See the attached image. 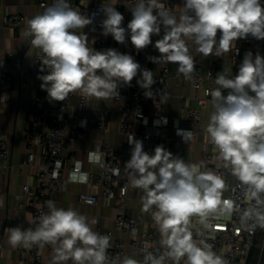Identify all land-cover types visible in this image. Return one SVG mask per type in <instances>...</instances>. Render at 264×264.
I'll use <instances>...</instances> for the list:
<instances>
[{
	"label": "clouds",
	"instance_id": "1",
	"mask_svg": "<svg viewBox=\"0 0 264 264\" xmlns=\"http://www.w3.org/2000/svg\"><path fill=\"white\" fill-rule=\"evenodd\" d=\"M114 5L100 7L104 16L101 34L111 35L120 44L130 39L137 52L153 46L159 55L148 57L151 62L175 63L177 71L189 80L195 72V60L187 41L194 42L196 52L206 58L223 56L237 40L249 36L264 40L261 0H183L178 13L166 8L162 0H136L129 8L132 19L126 28L124 16ZM98 14L87 16L73 8L69 0H53L42 13L27 20L22 35L31 37L32 47L43 54L41 62L45 67L41 71L46 68L47 74L37 78L50 103L64 101L70 93L77 92L97 100L116 99L120 97L119 87L131 86L138 75L136 83L144 96L155 97L152 86L156 80L151 70L142 69L132 55L117 49L95 50L88 46L87 34H78ZM162 29L163 36L153 42L152 37L160 36ZM215 84L218 87L210 91L213 111L205 131L213 151L218 153L216 159L221 166L230 167L251 207L241 209L234 200L224 198L225 179L217 172L202 171L203 163H187L162 145L149 154L143 141L129 135L128 143L133 147L125 172L132 187L143 191L141 210L151 212L167 249L159 258L148 253L142 264H163L166 257L175 264L184 258L186 264H229L213 251L211 244L193 238L195 224L208 229L212 220L230 218L235 213L243 226L264 229V56H253L248 51L237 74L222 70L216 74ZM176 134L185 143L193 135L182 129H177ZM34 140L38 143L39 137ZM88 161L105 166L99 147L88 153ZM55 166L59 169L61 162L56 161ZM81 169L82 163L77 161L69 182L87 183L88 173ZM119 173V168L114 169V174ZM45 204L48 211L41 213L34 229H5L12 247L51 245L53 264H141L131 257L109 261L111 238L92 229L96 220L89 222L77 210L57 207L52 200Z\"/></svg>",
	"mask_w": 264,
	"mask_h": 264
},
{
	"label": "built area",
	"instance_id": "2",
	"mask_svg": "<svg viewBox=\"0 0 264 264\" xmlns=\"http://www.w3.org/2000/svg\"><path fill=\"white\" fill-rule=\"evenodd\" d=\"M136 0H69L73 8L78 9L82 14L91 16L92 13H99L95 16L93 23L88 25L89 30L81 29L78 34L85 33L88 36V46L95 50H105L108 48L128 49L131 46L130 39L126 38L124 44L107 45L106 37L103 36L101 21L104 19L102 12H99L102 4H115L114 7L124 16L123 26L126 28L127 19L124 9L133 7ZM165 7L174 13H178L179 7L183 0H162ZM46 0H40L41 7L46 6ZM264 5V0H261ZM25 21V16L6 13L4 22L11 28H16L20 23ZM163 29L159 38L163 36ZM111 36V35H109ZM112 37V36H111ZM219 37V33H218ZM247 45V52L251 51L252 44L257 43L256 52L264 56V40H256L249 36L247 39H241ZM142 51V50H141ZM140 53V51L138 52ZM42 52L40 51L35 59V86L38 95L33 99L31 109L25 123V145L26 158L25 163L34 168V177L36 185L24 184L20 193L16 195L19 208H27L31 213L29 224L22 226L23 229L38 226L39 217L42 212H47L45 202L48 200L55 201L54 193L58 189L62 181L69 182V174L74 169L75 163H82V171L88 173V181L85 184L100 185L102 187L100 193L84 191L78 194L80 202L85 204H96L98 200L107 199L114 200L117 208V214L114 219V226L118 232L129 235L127 242L118 241L115 247L108 249L109 261H122L125 252V246L137 252V260L144 261L148 253L153 254L157 258L164 255L167 251L164 245H160L155 238V233L149 228H140L138 222L133 216L128 214V198L129 192L133 189L128 176L125 172V163L131 158V150L133 145L128 143V136L134 135L138 140L143 141V147L149 154H154V149L158 145H162L170 151L169 145L166 143V130L169 127L173 129L172 143L175 147H179L185 143L181 136L176 134L177 129L192 131V139L186 144H190L195 137L196 131L200 125V113L211 100L210 91L215 89L213 86L215 60L203 67L201 63L195 66V72L191 80V85L195 90V106L190 107L185 113V125H180V118H171L160 110V99L155 97L154 101L158 105L156 111L147 113L144 109L143 97L144 90L137 85L136 80L139 75L133 79L131 86L124 85L119 87L120 97L112 99L113 109L119 113V132L124 136L125 143L128 146V153L125 161L122 156L116 152L111 145L105 140H98L94 147L87 152L86 161H88V153L95 151L99 147L102 153L104 167H100L95 163H89L96 169H84L83 161L73 159L67 161L62 155V151L66 147L73 146L75 140L84 137L85 132L90 129L97 130L103 135L109 132V120L106 116L104 108L97 109L95 117L89 114L91 109L90 98L81 96L77 93H70L64 101L49 102L47 92L41 89L42 81L37 77L47 74V69L42 72L41 68L45 67L41 62ZM244 59V58H243ZM241 46L235 43L232 48V61L235 64H241ZM141 65V58H135ZM178 65H174L173 74L179 76L177 71ZM143 69V68H142ZM170 69L167 65L162 67V73L155 76L156 83L152 86L154 96L161 95V89L169 79ZM15 85L13 74L4 66L0 67V102L7 100L9 92ZM160 90V91H159ZM76 98V103H73ZM167 123H164V119ZM146 121V122H145ZM39 137V142H35L34 137ZM202 159L204 167L202 171H214L223 176L226 182V191L224 198L232 199L241 209L251 207V204L243 198L242 186L239 181L231 174V169L225 168L221 161L216 159L218 153L213 151V145L208 136L202 141ZM9 140L5 134H0V172L7 168V160L9 157ZM60 161L61 167L56 169L55 162ZM200 163V164H201ZM120 169L119 175L114 174V169ZM56 175H53V172ZM139 190V199L144 195ZM91 201V203H89ZM212 227L208 229L202 228L199 224L193 227V238L198 242L204 240L212 245L213 251L228 260L229 264H247L251 252L256 242L263 238L259 261L261 260L264 245V229H249L240 223L239 215L233 214L230 218H222L220 220H212ZM9 228L5 226V229ZM133 229L135 233L133 234ZM94 231L102 235H111L110 231L95 228ZM6 232V231H5ZM259 242V241H258ZM46 247L48 254L46 255L43 248ZM18 260L20 264H53V251L51 245L43 247L33 246L31 248L16 247ZM50 259V262L48 261ZM163 264H175L171 258H165ZM179 264H186V258L181 259Z\"/></svg>",
	"mask_w": 264,
	"mask_h": 264
},
{
	"label": "crops",
	"instance_id": "3",
	"mask_svg": "<svg viewBox=\"0 0 264 264\" xmlns=\"http://www.w3.org/2000/svg\"><path fill=\"white\" fill-rule=\"evenodd\" d=\"M40 0H0V67L4 65L14 76L15 85L9 92L7 100L0 102V134H5L9 140V157L7 160V168L0 172V264H20L18 260L17 248L12 247L8 243V234L4 231L5 226L16 227L29 224L31 213L27 208H19L16 195L21 192L24 184H30L32 187L36 185L34 177V168L25 163L26 145H25V123L27 121L32 101L38 95L35 86V65L34 59L40 52L39 49L32 47L31 37L22 35L26 28V22L38 13H42L47 6L53 3V0H46V6L39 5ZM130 7L124 9L127 22L132 19ZM17 14L25 16V21L20 23L18 27L11 28L4 22V15ZM86 26L84 30H89ZM159 39V36H153L152 40ZM107 45H119L111 36L106 37ZM190 52L197 63H201L203 67H207L212 63L215 57V72L213 79L214 88L216 74L222 70H230L231 74L236 75L239 64L232 61V49L221 57L209 55L204 58L196 52V45L192 41H187ZM241 46V58L243 59L247 53V45L240 39L236 41ZM257 43L254 42L251 52L255 56ZM121 53L130 54L135 58L140 57L142 68L149 69L153 72L154 77L162 73V67L167 65L170 69L169 79L161 89V95L155 96L160 99V110L171 118H180V125H185V113L190 107L195 106V90L191 85V80L186 79L183 74L179 76L173 74L175 63H153L148 57L158 56V51L149 46L146 49L137 52L131 44L128 49H121ZM167 94L164 96V94ZM222 94L226 95L227 90H222ZM162 96L164 99L162 100ZM154 98L143 97L144 109L147 113H153L157 109ZM73 103H76L74 98ZM91 109L89 114L96 116L97 109L104 108L106 116L109 120V132L103 135L101 132L90 129L85 132L83 138L75 140L73 146L66 147L62 151V155L67 161L80 159L83 161L84 169H96L86 161L87 152L91 150L95 143L100 139H105L111 147L122 156L125 161L128 153V146L125 143L124 136L119 132V113L113 109L111 100H97L90 98ZM213 108L210 104L203 108L200 113V125L196 131L194 140L190 144L182 143L179 147H175L172 143L173 129L169 127L166 130L165 141L170 147V152L174 156H179L187 163L200 164L202 159V141L208 137L205 129L207 127L209 116ZM102 187L100 185L80 184L62 181L58 189L54 193L55 203L57 207L73 208L79 213L88 217L89 222L96 220L97 223L91 225L92 229L100 228L111 232L109 236L111 247H115L118 241L127 242L129 235L118 232L114 226V219L117 214V208L114 200L99 199L96 204L90 205L79 201L78 194L84 191L100 193ZM139 190L133 189L129 192L128 198V214L133 216L138 222L140 228H149L155 233L156 241L161 243V235L158 227L155 225L151 212H143L142 203L139 199ZM47 255L48 250L43 248ZM125 257H131L137 260V252L128 246H125ZM50 262V259H48ZM68 264H72L71 261Z\"/></svg>",
	"mask_w": 264,
	"mask_h": 264
},
{
	"label": "rangeland",
	"instance_id": "4",
	"mask_svg": "<svg viewBox=\"0 0 264 264\" xmlns=\"http://www.w3.org/2000/svg\"><path fill=\"white\" fill-rule=\"evenodd\" d=\"M258 241L256 242V245H255L256 252H255V254H253L251 256L248 264H258L261 246L263 243V238L261 237L260 240H258ZM259 264H264V245H263V252H262V256H261V260H260Z\"/></svg>",
	"mask_w": 264,
	"mask_h": 264
},
{
	"label": "trees",
	"instance_id": "5",
	"mask_svg": "<svg viewBox=\"0 0 264 264\" xmlns=\"http://www.w3.org/2000/svg\"><path fill=\"white\" fill-rule=\"evenodd\" d=\"M255 252H256V248L254 247L253 250H252V252H251L250 258H251V256H252L253 254H255ZM250 258H249V260H248V263H249V261H250ZM248 263H247V264H248Z\"/></svg>",
	"mask_w": 264,
	"mask_h": 264
}]
</instances>
